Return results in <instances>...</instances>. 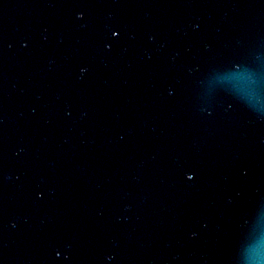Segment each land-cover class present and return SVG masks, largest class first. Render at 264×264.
<instances>
[{
	"label": "water",
	"instance_id": "obj_1",
	"mask_svg": "<svg viewBox=\"0 0 264 264\" xmlns=\"http://www.w3.org/2000/svg\"><path fill=\"white\" fill-rule=\"evenodd\" d=\"M0 264H264V0H0Z\"/></svg>",
	"mask_w": 264,
	"mask_h": 264
},
{
	"label": "snow or ice",
	"instance_id": "obj_2",
	"mask_svg": "<svg viewBox=\"0 0 264 264\" xmlns=\"http://www.w3.org/2000/svg\"><path fill=\"white\" fill-rule=\"evenodd\" d=\"M117 33H113V35H116ZM234 69L237 70V73L239 71V69H241V65L239 63H236L232 66ZM233 73H230L229 75H231ZM193 177L192 176H188V179L191 180ZM57 255H59V253H57Z\"/></svg>",
	"mask_w": 264,
	"mask_h": 264
}]
</instances>
